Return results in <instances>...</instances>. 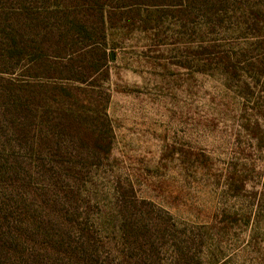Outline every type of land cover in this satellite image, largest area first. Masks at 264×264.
Masks as SVG:
<instances>
[{"label":"rangeland","instance_id":"374dc122","mask_svg":"<svg viewBox=\"0 0 264 264\" xmlns=\"http://www.w3.org/2000/svg\"><path fill=\"white\" fill-rule=\"evenodd\" d=\"M58 233L77 264H264V0H0V250Z\"/></svg>","mask_w":264,"mask_h":264},{"label":"trees","instance_id":"16d2710c","mask_svg":"<svg viewBox=\"0 0 264 264\" xmlns=\"http://www.w3.org/2000/svg\"><path fill=\"white\" fill-rule=\"evenodd\" d=\"M100 23H101L102 29H104L105 18L103 14H101V17H100ZM87 26H89L88 23L83 24L81 22L75 21L71 28L72 30L75 31V35H77V37L83 36L84 38L90 40L93 36L94 31L91 32ZM93 26L95 25L93 24ZM61 32L62 34H64L63 31ZM14 52L16 55L22 56V54H24L21 48H19L18 50ZM99 57L102 60L100 63L95 62V63L89 64L90 65L89 67L93 69L94 71H98L101 68L102 64L108 61V55L105 53V51H102ZM39 64H40V58L36 56L33 59V63H32L33 69L32 70L37 72L38 68L41 67ZM85 72H86V69H84L83 72H79L78 77L83 76ZM79 80H82V78H79ZM75 90L77 91L78 89H75V88L71 89L67 86L58 85V86L53 87V91L49 93V98L52 99L58 105L62 104V102L65 100L73 101L75 99L76 101L77 95H76ZM32 98H35L37 100H42L41 94H38V97H32ZM15 103L16 101H14L13 104ZM24 106L25 104L23 102H20L18 105H15V107L17 108V110H19V112H22L25 110ZM43 113L44 112H41V114ZM27 117L28 118L23 122V125H22L23 129H27L30 126V123L32 121L31 116H27ZM69 118L70 116L67 117V119ZM98 135H99V139L96 142H94V144L99 150H104L105 152L109 153L111 149L110 143L108 141H105L106 137L101 138L102 137L101 132H99ZM38 139H39V143H42L39 137ZM66 235H67L66 233L65 234L58 233L57 235H53L54 237L44 238L43 240L27 237L28 242L26 243L25 241V245L27 246V248L19 247L18 249L15 245V241L17 239L16 238L12 243H10L11 246L14 248L12 251L8 249V245H6V243H3V249L0 250V264H77V262H80V261H81L80 263H83L85 260H83V255L81 254L79 255L76 252L77 247H71L70 245H68L66 250L62 251L61 248L63 245L59 243L65 239ZM77 260H80V261H77ZM141 260L142 262H144V259H141Z\"/></svg>","mask_w":264,"mask_h":264}]
</instances>
